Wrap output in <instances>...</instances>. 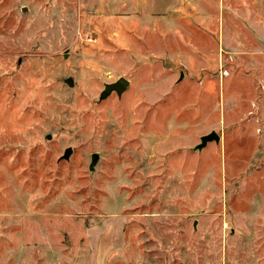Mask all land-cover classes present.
<instances>
[{
    "label": "rangeland",
    "instance_id": "1",
    "mask_svg": "<svg viewBox=\"0 0 264 264\" xmlns=\"http://www.w3.org/2000/svg\"><path fill=\"white\" fill-rule=\"evenodd\" d=\"M0 264H264V0H0Z\"/></svg>",
    "mask_w": 264,
    "mask_h": 264
},
{
    "label": "water",
    "instance_id": "2",
    "mask_svg": "<svg viewBox=\"0 0 264 264\" xmlns=\"http://www.w3.org/2000/svg\"><path fill=\"white\" fill-rule=\"evenodd\" d=\"M65 82L72 87L73 86V80L72 79H66ZM130 83L125 78H120L118 81L112 84H107L105 86L104 91L102 92L101 98L105 99L107 98L112 92H115L117 95H122L124 91H126L129 87ZM215 141L216 143L220 142V136L216 132H211L208 135H205L201 138V143L195 147V150H201L203 149L209 142ZM71 149H66L63 159H68L71 154ZM98 155L95 154L92 156V163L90 165V169H94V166L96 165L98 161Z\"/></svg>",
    "mask_w": 264,
    "mask_h": 264
}]
</instances>
